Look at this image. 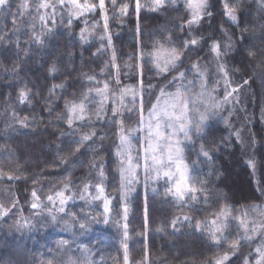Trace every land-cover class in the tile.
<instances>
[{"label":"trees","instance_id":"obj_1","mask_svg":"<svg viewBox=\"0 0 264 264\" xmlns=\"http://www.w3.org/2000/svg\"><path fill=\"white\" fill-rule=\"evenodd\" d=\"M180 2L182 4L183 0ZM251 2L252 0H249L250 4ZM183 15L182 9L175 11L172 8L158 13H144L145 43L151 44L150 34L156 39L161 38L165 32H175L180 35L175 26L180 23ZM258 16L257 6L252 5L250 11L245 9L241 24H247L249 21L257 24ZM56 19L60 20L59 13ZM64 19H67L66 15ZM223 23L224 21L217 16L213 32L206 35L214 34L223 43L226 38L217 30ZM35 25L36 30L41 31V23L38 19ZM19 26L21 30L17 35L20 38V48L16 47L17 35L11 37V42L6 40L0 43V167H3L5 171L19 170L30 180L38 179V183L25 184L23 180L0 181V204L11 208L14 199L20 200L8 217L0 218V264H41L42 261L46 264L48 260H53L54 264H60L69 256L73 260L86 261L87 264H123L122 226L124 223L129 225L127 243L130 260L142 259L145 244L148 245L150 264H165V261L167 264H193L194 260L198 262L202 259V253L210 255L209 241L194 228L189 227L188 222L183 219L185 216L202 220L211 219L208 211L203 210L204 206L200 204L195 206L202 209L200 212L190 211L187 206L182 207L179 201L166 194L165 184L159 185L156 192L144 191V199L141 195L136 197L134 195L130 202H127L129 203L128 221L122 218L124 201H121L119 226L111 218L108 224L102 222L107 215L104 213L103 203L91 201V195L95 194V187L90 189L91 195L84 191L86 184L94 186L101 180L102 170L107 195L109 197L118 195L116 188L118 181L114 179V176L118 168L115 153L120 137L117 134L119 126L109 124L104 127L95 124L94 130L98 135L94 138L92 147L81 146L80 152H75V146L69 147L70 142L79 139L82 132L92 131L93 127L92 125L84 127L75 137L64 136L61 140V133L71 132L72 129L67 127L65 120H58L57 116L65 111V102L73 98L79 101L82 98L81 93L87 92L89 84L85 73L88 76L99 77L102 87L104 76L109 71L106 65L111 59V50L94 55L100 47L97 36L102 29L94 30L95 34L90 37L92 43L81 45L79 35L80 30L85 27L83 19L74 21L71 31L66 25L57 23L51 25L53 28L51 33H47L46 28L43 29L47 33L43 45L30 46L31 29H29V35H25L23 25ZM225 27L228 28L229 35L233 31L237 36L240 35L239 28H231L227 25ZM6 28L8 31L12 30L11 20L6 19V13L0 11V34H3ZM89 31L93 30L89 28ZM112 31L114 36L115 33H119L114 38V45L119 56L117 62L121 68L126 64L137 63L138 61L127 59V55L133 52V45L136 43L131 26L126 31L115 27ZM245 36L244 46L238 45L234 40L233 50L227 57H222V60L228 62L232 85L239 90L225 101L220 97L224 92L223 77L220 78L219 91L212 90L216 86L214 73L213 83L209 84L206 90V102L209 105L214 103L208 95L211 93V97L216 99L215 103L220 104L221 107L215 109L219 115L210 119L202 137L197 139L199 143H206V147L210 148L213 160L210 167L207 164H199L191 173L197 181H209L212 204L208 206V210L218 211L217 200L219 197H225L229 206H235L234 214L237 216L240 214L238 213L241 211L240 208L249 202L259 200L251 184L250 173L246 166H243V161L248 160L247 153L253 151V148L255 151L251 153L250 159L255 164L263 165L261 159L264 158V140L261 139L264 137V126L260 124L262 123L260 117L264 118V78L259 68L253 69L249 65L244 51L248 47H257L248 44L247 40L251 38L252 41L255 36L257 38L255 40L259 43V28L257 27L254 33L250 29ZM207 54L205 48L200 54L199 63L201 69L211 71L215 69V62L206 67L204 57ZM192 55L195 56L196 53ZM53 63H56L58 67L55 76L48 71ZM185 67L189 65L185 64ZM184 70L185 68H180V71ZM111 71L115 75L117 70L112 68ZM193 74L190 72L188 79H191ZM123 79L126 85L132 84L127 76ZM244 79H248L249 83L244 84ZM203 80L202 76L197 80L196 92L201 90L199 85ZM61 83H64L66 88L56 89L55 95H52L49 100V92L53 85ZM93 86L95 87V82ZM21 90L27 91L30 96V101L24 104L19 101ZM110 103L111 101H105L106 105ZM50 106L55 108V112L48 111ZM25 116L29 118L27 121L29 127L22 128L18 120ZM138 117L137 113V116L133 117L132 124L125 127H135ZM92 120L93 122L96 120L94 115ZM225 120L228 121L227 125ZM76 126L74 124L73 128ZM114 128L116 132L113 131ZM100 136L104 139L101 140ZM252 137H255L257 141L255 145L251 144ZM196 150H199V144ZM185 155L187 156L188 153L186 152ZM232 158L240 161L235 166L240 169L239 176L244 181L238 182L237 174L225 169ZM195 159L196 153L192 152L190 160ZM93 164L96 167H91ZM247 176L250 181L246 180ZM65 184L69 185L66 190ZM42 186H45L44 197L54 194L56 190H64L65 196L71 197L63 205L65 212L58 211L61 207L59 201L56 202L55 207L49 204L40 215L30 208L24 196L28 195L33 188L39 190ZM81 196L84 199H81ZM145 201L149 206L147 228L144 227L143 217ZM43 202L48 203L46 199ZM115 203L116 201L113 200V205ZM224 203L223 199L219 200L220 207H223ZM51 215H56L59 222L53 223ZM93 217L101 222L97 223ZM173 220H177L175 228L172 225ZM18 221L20 223L28 221L31 227H17ZM60 222L65 225H59ZM80 223L85 224L86 230L80 229ZM158 228L161 231H157ZM60 241L68 243L65 247L58 248ZM96 243L104 251L100 252L103 261L87 250L88 246Z\"/></svg>","mask_w":264,"mask_h":264},{"label":"snow or ice","instance_id":"obj_2","mask_svg":"<svg viewBox=\"0 0 264 264\" xmlns=\"http://www.w3.org/2000/svg\"><path fill=\"white\" fill-rule=\"evenodd\" d=\"M252 5L257 6L259 16L257 24L249 21L247 24H241L242 15L247 8L249 11ZM15 8V11L13 9ZM172 8L175 11L183 10L184 15L180 18V23L175 27L180 35L175 32H165L161 38L156 39L150 34L151 44L145 43L143 32V14L158 13L161 10L167 11ZM0 11L6 13V19L11 20L12 30L5 29L0 34V43L6 40L11 42V37L17 35L23 25L25 35H29L31 29V44L43 45L45 36L51 33V25L60 23L66 25L71 31L74 21L83 19L85 27L80 30L79 39L81 45L90 44L96 28L102 31L97 38L100 42L98 55L100 52L111 50V59L106 65L109 68L107 75L104 76L102 87L101 81L97 76H88L84 74L88 81V90L81 93L82 98L77 101L75 98L65 102V111L61 112L58 120H65L67 127L72 129L71 132L61 133L60 139L64 136L75 137L78 132H82L84 127L92 125L93 130L82 132L79 139L70 142L69 147L75 146V152H80L81 146L91 148L94 138L98 133L94 130L95 124L106 127L107 125H118L120 135L119 144L116 145L118 168L114 179L118 181L116 185L118 195L109 197L106 193L104 184V172L101 170V180L93 185H85L84 191L89 192L95 187V194L91 195V201H101L105 215L104 224H108L110 218L120 225V204L124 201L122 209L123 220L129 219V206L127 203L128 195L135 186L141 182V170L143 171V182L147 185L149 182L157 183L161 179L165 182L166 194L173 197L180 205L189 207L190 211L200 212L202 209L196 208L197 204L203 205L205 211L211 219L202 220L194 217L185 216L184 221L195 231L201 233L209 241L208 252L210 255H202V259L193 264H234L233 258H239L242 264H264V243L255 248V256L251 252L247 256L243 255L244 242H253L257 237L264 240V209L260 205H253L245 208L239 215H235V206H229L225 197H219L217 200L218 211L208 210L212 204L211 189L208 180H195L191 175L192 171L199 164L211 166L213 155L206 143H199L197 138L202 137L207 123L213 116H218L215 109L221 107L215 102L212 105H205L203 97L205 96L208 85L213 83V73L215 74V85L213 91H219L220 78H224L225 90L223 92L224 100L227 101L233 93L239 89L232 85L230 79L229 65L222 57H227L233 50V41L240 46L246 43V33L250 29L254 33L257 27L260 31L259 44L255 48H245L248 63L253 69L259 68L264 78V0H0ZM59 13L60 20L56 19ZM65 15L67 19H64ZM217 16L224 21L219 25V33L226 39L222 43L213 34L214 21ZM41 23V31L36 30L35 21ZM91 21V24H89ZM227 25L231 28H239L240 35L237 36L233 31L228 33ZM131 26L133 38L136 43L133 45V52L127 55L128 60L138 61L133 64H126L121 68L117 62L118 53L114 45V38L119 33L113 34L112 29L128 30ZM207 26V27H206ZM47 29V33L43 29ZM91 28L93 31H89ZM251 44V38L247 40ZM16 47L20 48V38L17 35ZM207 49V55L204 59L207 65L215 62V69L207 71L201 69L199 63L200 54ZM192 53H196L195 56ZM71 55V53H70ZM196 62L193 63L192 61ZM188 64L189 67H185ZM235 67V65H233ZM117 71L113 75L111 69ZM180 68H185L180 71ZM49 74L55 76L58 72L56 63L49 66ZM194 73L191 79H188L189 73ZM124 76H127L132 85L124 83ZM203 76L199 87L200 91L196 92L197 80ZM95 82V87L93 86ZM244 84L249 80L244 79ZM64 83L53 85L49 92V100L55 95L56 89H65ZM231 88V91L227 89ZM174 89V90H173ZM139 92V96L137 93ZM158 93V95H157ZM209 97L215 101L214 97ZM63 99V96H61ZM111 101L105 104V101ZM21 104L30 101L27 91L21 90L19 93ZM239 102V101H237ZM147 108L148 121L145 124L144 113ZM49 112H55L54 107H49ZM139 114L136 120V128H126L133 122V117ZM93 115L96 117L93 122ZM103 117V119H101ZM16 118V117H14ZM28 116L19 119L18 123L22 128L29 127ZM76 124V128L73 125ZM225 124L228 121L225 120ZM145 135L135 138L136 151L133 154V133L144 131ZM116 132V129H113ZM239 137V133L236 134ZM103 140L104 137L100 136ZM264 140V137L261 138ZM242 143V140L240 141ZM257 143L255 137L251 138V144ZM199 144V150L196 146ZM59 147V145H58ZM188 153L186 156L185 153ZM196 153V159L190 160L191 153ZM203 157V159H200ZM190 161V162H189ZM249 166L255 170L256 164L249 160ZM91 167H96L92 165ZM213 175V173H210ZM19 181L23 180L25 184L38 183V179H29L23 173L16 171H5L0 167V181ZM51 187V186H47ZM68 184L64 185L66 190ZM45 186L37 190L33 188L30 193L24 196V200L37 215L42 210L48 208L51 204L55 207L59 200L58 211L63 213V205L71 197H66L64 190H56L54 194L44 197ZM258 191L264 195V188H258ZM157 189L153 188V192ZM30 197V199H29ZM167 198V196H166ZM47 200V204L44 200ZM81 199H84L81 196ZM225 201L224 206H219V200ZM113 200L116 203L113 205ZM20 203L19 198L12 201L11 208L0 204V218L9 216L12 209H15ZM90 203V201H86ZM40 210V211H36ZM251 213L258 214L261 219L256 217L250 218ZM51 214V213H50ZM75 218V214H73ZM149 206L147 201L143 207L144 227H148ZM97 223L101 221L93 217ZM178 220V218H177ZM177 220L172 221L175 228ZM51 221L58 223V217L51 215ZM17 227H31L28 221L23 223L17 222ZM80 229L86 230L84 223L79 224ZM123 264H150L148 245L145 244V251L142 259L130 260L128 237L129 225L123 224ZM161 231V229H157ZM255 233V236L253 235ZM67 241H60L58 248L67 245ZM45 264V262H41ZM46 264H54L53 260H48ZM60 264H87L86 261L73 260L71 256L63 260ZM167 264V261H165Z\"/></svg>","mask_w":264,"mask_h":264},{"label":"rangeland","instance_id":"obj_3","mask_svg":"<svg viewBox=\"0 0 264 264\" xmlns=\"http://www.w3.org/2000/svg\"><path fill=\"white\" fill-rule=\"evenodd\" d=\"M255 39H257V38H255V36H253L252 41H251V44H252L251 46H259V43H258ZM202 77H203V76H202ZM127 85H129V86H134V85H132V84H127ZM223 87H224V90H225L224 80H223ZM227 90L229 91L230 88H228ZM137 95L139 96V92L137 93ZM220 97H222V98L224 99V95H222V96H220ZM202 99H203V103H204L205 105H207V104H208V103L206 102V101H207V96H205V99H204V97H203ZM106 101H107V100H106ZM212 101H213V100H212ZM215 101H216V99H215ZM215 101H213V102H215ZM222 103H223V102H222ZM208 105H209V104H208ZM242 109L244 110V108H242ZM225 114H226V113H225ZM148 119H149V117H148V111H147V108H146L145 113H144L145 124L147 123ZM260 121L262 122V123H260V124H261L262 126H264V124H263V122H264V118H263L262 116L260 117ZM136 127H137V125H136L135 127H133V128H136ZM145 133H146V128H145L144 131L134 132V133H133V146H132V147H133V154H135L136 147H137V146H136V143H135V138H136V137H140V138H142V137L145 135ZM119 139H120V137H119ZM118 144H119V143H118ZM254 151H255V149L253 148V151H249V152L247 153V155H248V160L243 161V166H244V167L246 166V169H247L248 172L250 173L251 184L253 185L254 192H255V194L257 195V198H259V200L257 199V200H254V201H252V202H249V203L246 204L244 207L240 208L241 211L238 212V213H240V214L244 211L245 208H250V206H253V205H260L261 208L264 209V195H262L261 192L257 190L258 188H264V158L261 159V160L263 161V165L260 164V166H259V165L256 164V167H255V170H254L252 167L249 166V163H248L249 160H252V159H250V155H251V153H253ZM239 162H240V161H238L237 158H236V161H235L234 158H232V159H231V162H230V163H227V164H226V168H225V169H229V170H230L229 172H231V173H233V174H237V180H238V182H239L240 180L244 181V179H242L241 176H239V171H240V169H238V167L235 166V165H237ZM232 164H234V165H232ZM117 165H118V163H117ZM239 165H240V164H239ZM231 173H230V174H231ZM246 180L250 181L249 178H248V176L246 177ZM163 184H165V182H164L163 179H161V180H160L159 182H157V183L149 182V183H147V185H146V184L143 182V171L141 170V182L138 183V184L135 186L134 190H133L131 193H129L127 202H128L129 200H131V199L133 198L134 195H135V197H136L137 195H141L142 198L144 199V198H145L144 191L149 190V191L152 192L153 188H156V189H157V187H158L159 185H163ZM164 186H165V185H164ZM57 201H59V200H57ZM129 202H130V201H129ZM128 205H129V203H128ZM55 214H56V213H55ZM240 214H239V215H240ZM239 215H238V216H239ZM253 216L256 217L258 220L261 219V217H260L258 214H256V213H251V214H250V218H252ZM59 225L64 226L65 224H64L63 222H60ZM60 231H61V230H60ZM60 234H61V232H60ZM253 235L255 236V233H254ZM53 242H55V240H54ZM261 243H264V240H261L259 237H257V238H256L253 242H251V243H249V242H244V247H243V250H242V251H243V255L247 256V254H248L249 252H251V253L253 254V256H255V248L258 247V246H260ZM87 250H88L91 254H94L96 258L99 257V259L102 260V259H101V253H100V252H101V251L104 252V251L100 248V245H99L98 243H96L95 245H90V246H88V247H87ZM106 255H107V253H106ZM233 260H234V264H242V261H241V259H239V258L234 257ZM102 261H103V260H102Z\"/></svg>","mask_w":264,"mask_h":264}]
</instances>
